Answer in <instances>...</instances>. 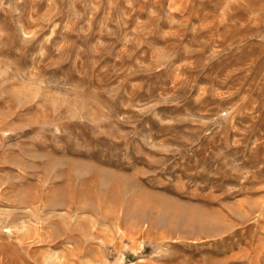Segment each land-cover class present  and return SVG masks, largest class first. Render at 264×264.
Instances as JSON below:
<instances>
[{"label": "rangeland", "instance_id": "1", "mask_svg": "<svg viewBox=\"0 0 264 264\" xmlns=\"http://www.w3.org/2000/svg\"><path fill=\"white\" fill-rule=\"evenodd\" d=\"M0 264H264V0H0Z\"/></svg>", "mask_w": 264, "mask_h": 264}]
</instances>
